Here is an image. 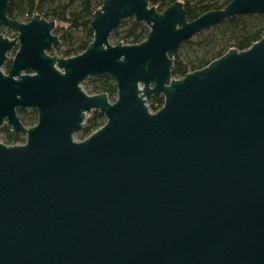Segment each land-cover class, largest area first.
I'll return each mask as SVG.
<instances>
[{
    "label": "water",
    "instance_id": "1",
    "mask_svg": "<svg viewBox=\"0 0 264 264\" xmlns=\"http://www.w3.org/2000/svg\"><path fill=\"white\" fill-rule=\"evenodd\" d=\"M0 0V264H264V35L176 79L185 40L229 17L264 15V0H232L188 21L183 4L104 0L77 56L54 23L7 16ZM139 44L112 45L125 19ZM16 49L14 57L9 54ZM10 62L6 73L4 66ZM108 76L106 94L82 84ZM162 97L151 112L147 101ZM18 110L37 113L25 127ZM105 123L77 142L87 115Z\"/></svg>",
    "mask_w": 264,
    "mask_h": 264
},
{
    "label": "trees",
    "instance_id": "2",
    "mask_svg": "<svg viewBox=\"0 0 264 264\" xmlns=\"http://www.w3.org/2000/svg\"><path fill=\"white\" fill-rule=\"evenodd\" d=\"M232 0H151L150 6L161 12L174 3L183 4L188 21H193L205 13L224 9ZM104 0H10L7 16L17 22L26 23L34 16H41L54 23V34L60 35V55L70 58L81 54L93 40L91 22L94 13ZM11 32V30H7ZM149 29L138 23L133 17L121 22L111 34L110 39L117 44H139L146 39ZM264 35V15H241L225 19L200 34L185 40L179 46L172 59L171 74L174 78H183L186 74L203 69L212 61L220 58L230 49L244 51L258 42ZM188 46L194 52L191 59L185 61L180 49ZM10 62L4 66L7 73ZM91 94H106L110 100L116 99L117 89L108 76L91 78L86 81ZM151 112L163 105L162 97H153L147 101ZM17 115L25 127L36 124L37 113L32 110H18ZM105 118L94 111L79 132L81 140L103 126ZM5 145L24 142V135L15 134L8 126L0 128Z\"/></svg>",
    "mask_w": 264,
    "mask_h": 264
},
{
    "label": "rangeland",
    "instance_id": "3",
    "mask_svg": "<svg viewBox=\"0 0 264 264\" xmlns=\"http://www.w3.org/2000/svg\"><path fill=\"white\" fill-rule=\"evenodd\" d=\"M7 30H9V29L3 27L0 30V33L2 35L6 36V37H16L17 36V33L16 32H14V31L8 32ZM53 34H54V32H53ZM54 35H56V34H54ZM59 36L60 35L58 34V37ZM109 41L111 42L112 45H114L117 42L116 40H112V39H109ZM57 48H60V50H62V48H61L60 45ZM57 48H53V49L49 50L47 53L48 54H60V50L59 51L56 50ZM180 52L182 53V58L185 61H187L188 59H191L194 56L193 50H191L188 46H184L183 48H181L180 49ZM8 56H9V58L12 59L14 57V52H12L11 54H9ZM82 87H83L85 93L90 94V95H93V94H91L90 89L88 87V83L86 81L82 84ZM110 101L111 102H114L115 100H110ZM147 105H148V103H147ZM90 116H91V114L90 115H87V118H89ZM74 137H75V139H76L77 142L82 141L81 138H80V136H79V133H77ZM0 139L4 141L2 135H0ZM24 142H25V136H24ZM24 142H20V143H24Z\"/></svg>",
    "mask_w": 264,
    "mask_h": 264
},
{
    "label": "flooded vegetation",
    "instance_id": "4",
    "mask_svg": "<svg viewBox=\"0 0 264 264\" xmlns=\"http://www.w3.org/2000/svg\"><path fill=\"white\" fill-rule=\"evenodd\" d=\"M15 38H16V37H15ZM16 49H17V48H15V49L13 50L14 54H15ZM21 123H22V122H21ZM4 127H6V126H1L0 128H4ZM11 130H12V129H11Z\"/></svg>",
    "mask_w": 264,
    "mask_h": 264
}]
</instances>
